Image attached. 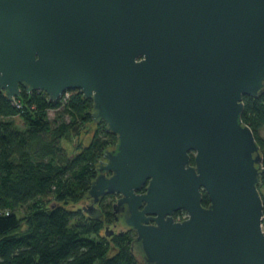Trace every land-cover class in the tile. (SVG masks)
Listing matches in <instances>:
<instances>
[{"label": "water", "instance_id": "1", "mask_svg": "<svg viewBox=\"0 0 264 264\" xmlns=\"http://www.w3.org/2000/svg\"><path fill=\"white\" fill-rule=\"evenodd\" d=\"M21 87L81 91L117 137L78 206L98 219L118 196L102 236L134 231L140 264H264V157L241 121L264 93V0H0V91Z\"/></svg>", "mask_w": 264, "mask_h": 264}, {"label": "trees", "instance_id": "2", "mask_svg": "<svg viewBox=\"0 0 264 264\" xmlns=\"http://www.w3.org/2000/svg\"><path fill=\"white\" fill-rule=\"evenodd\" d=\"M66 94L52 102L43 92L21 87L9 101L0 91V264H140L134 231L102 236L114 219L107 197L98 205V219L78 206L117 137L103 121L93 120V103L81 91ZM242 102L241 121L263 152L264 93L243 96ZM49 111H55L53 120ZM91 123L92 139L84 144L82 135ZM68 139H79L71 154L62 144ZM261 186L264 174L258 190ZM262 202L264 209V197ZM202 205H209L204 192Z\"/></svg>", "mask_w": 264, "mask_h": 264}, {"label": "rangeland", "instance_id": "3", "mask_svg": "<svg viewBox=\"0 0 264 264\" xmlns=\"http://www.w3.org/2000/svg\"><path fill=\"white\" fill-rule=\"evenodd\" d=\"M48 115H49V118L51 120H53L55 118V111H49ZM86 129L88 130V132H86V133H84L82 135V142L84 144H87V143H89L91 141L92 135H93V130L95 129V125L92 124V123L88 124ZM261 137L264 139V129H262V131H261ZM78 141H79V139H73L72 141L70 139H68V141L64 140L62 142V144L65 147V149L68 151V153L71 154V153L75 152V145L78 143ZM262 155L264 157V151L262 152ZM259 192H260L261 197H264V186H261L259 188ZM109 202H112V204L115 203V196H110V197H107V199H105V203L106 204L109 203ZM112 223H114L113 219H112V222L109 225H111ZM113 235H115V234H113Z\"/></svg>", "mask_w": 264, "mask_h": 264}, {"label": "built area", "instance_id": "4", "mask_svg": "<svg viewBox=\"0 0 264 264\" xmlns=\"http://www.w3.org/2000/svg\"><path fill=\"white\" fill-rule=\"evenodd\" d=\"M64 95L66 96L67 94L65 93ZM263 167H264V162H263ZM187 218H188V214L185 211H181L178 215H176L174 220L181 222ZM261 228L264 231V209H263L262 216H261Z\"/></svg>", "mask_w": 264, "mask_h": 264}, {"label": "flooded vegetation", "instance_id": "5", "mask_svg": "<svg viewBox=\"0 0 264 264\" xmlns=\"http://www.w3.org/2000/svg\"><path fill=\"white\" fill-rule=\"evenodd\" d=\"M107 197H110V196H107ZM117 198H118V196H115V201L117 200ZM104 199H105V198H104ZM179 213H180V211L174 213L173 218L175 219L176 215H178ZM121 216H122V213L120 212V213H119V218H121ZM113 220H114V219H113ZM114 222H115L114 226H115V225H116V226H117V225H123L121 219H120L119 221H115V220H114ZM124 231H126V230L123 229L122 232H124Z\"/></svg>", "mask_w": 264, "mask_h": 264}]
</instances>
